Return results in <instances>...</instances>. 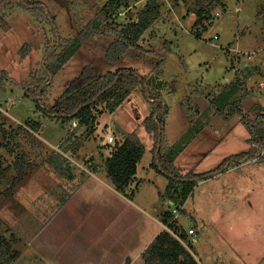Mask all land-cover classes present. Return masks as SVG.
I'll use <instances>...</instances> for the list:
<instances>
[{"label": "rangeland", "instance_id": "rangeland-1", "mask_svg": "<svg viewBox=\"0 0 264 264\" xmlns=\"http://www.w3.org/2000/svg\"><path fill=\"white\" fill-rule=\"evenodd\" d=\"M30 1L41 3L45 14L35 18L14 0L5 18L10 28H0V70L8 75L7 81L0 82V237L8 255L1 257L0 264H42L29 246L30 237L69 196L65 184L72 185L63 182L69 176L61 177L49 160L64 151L61 142L76 122L61 125L49 120L24 93L25 88L38 85L45 51L56 42L46 13L54 17L61 45L76 38L108 0ZM149 3L159 5L158 17L134 48L108 63L107 46ZM196 11L208 17L199 27H195ZM108 22L110 27L103 25L81 44L54 76L41 101L51 105L66 83L86 67L98 74L121 68L137 71L148 75L154 91L161 82L160 93L168 106L161 153L174 147V165L183 174L192 170L203 174L220 165L227 170L197 181L183 203L164 201L168 181L154 169L142 173L146 181L138 185L140 202L155 210L158 219L165 210L171 213L182 204L184 211L177 214L175 225L186 233L189 228L195 230L192 253L203 264L219 260L222 264H264V162L253 159L229 168L228 159L250 149L247 136L241 135L246 126L239 114L226 118L215 114L210 104L222 85L239 75L247 90L241 101L245 116L255 119L257 106L264 110V91L257 86L264 83V0H125L114 7ZM24 45L29 51L21 58ZM147 114V102L137 89L117 111L98 118L94 134L81 136L84 130L79 129L69 139L71 151L64 152L69 175L100 166L103 172L102 163L110 151L104 146L106 136L120 140L133 131L146 146L139 167L149 166L152 140L142 125Z\"/></svg>", "mask_w": 264, "mask_h": 264}, {"label": "trees", "instance_id": "trees-1", "mask_svg": "<svg viewBox=\"0 0 264 264\" xmlns=\"http://www.w3.org/2000/svg\"><path fill=\"white\" fill-rule=\"evenodd\" d=\"M13 1L5 0L0 3V28L3 30L10 28L5 18L7 16L6 13L13 7ZM122 1L125 0H108L81 29L76 38L65 41L61 45L58 42L59 33L54 22V17L46 13V17L52 25L56 42H54L50 50L46 49L45 51L40 70L41 75L36 80L38 85L32 89L30 87L25 88L24 93L26 96H31L35 109L42 112L49 120L61 125L76 122V126L61 142L64 151H57L58 153H54L49 160L54 162L51 164L54 171L58 172L61 176H69L70 173H68V168L65 165V156L67 155L65 153H68L72 149V143H69V139H73L72 137L75 136L79 129L84 130L81 136H84L86 133L94 134L95 128L98 126V118L104 113L112 114L117 111L120 105L138 89L148 105V114L142 121V125L152 140L150 167L168 181L164 197L173 202H177V199H179V202L183 203L197 181L213 178L222 171L227 170V168L225 165H220L203 174L194 173L193 170L183 174L174 165L177 156L172 153L174 147H168L164 154L161 153L165 144L164 128L166 123L165 118L168 113L167 103L164 96L160 93V89L162 88L161 82L158 83L159 85L156 86V90L154 91L153 89L151 90L148 75L140 74L137 71L121 68L113 72H107L106 74H98L93 68L86 67L79 76L66 83L61 95L51 105H47L41 101V96L46 92L48 86L51 85L54 76L70 60L81 44L97 33L103 25L105 27L109 26L108 21L111 19L112 10L114 7L118 8L121 6ZM18 2L23 9L29 11L35 18H38L40 13L45 14L44 7L39 2L30 0H18ZM194 13L198 16L195 27H199L201 20H207L208 17H204L201 11ZM158 15L159 5L153 3L145 5L136 19L129 22L118 33L116 39L107 46L105 60L113 64L128 49L134 48L139 37L142 36ZM198 37L200 38V36ZM27 51H29V46L24 45L19 52L21 58H24ZM7 80V73L0 70V82ZM246 95L247 90L244 81L238 75L232 82L222 85L219 93L210 100L215 114L225 116L226 118L235 113L239 114L250 136L248 139L250 149L245 153H240L228 159L227 162L230 163L229 168L237 167L255 159L261 150L259 142L261 135L264 133L262 128L264 113L261 114L263 111L262 107L257 106L255 110L259 114L256 118H247L241 106V101ZM35 126L38 127L37 124ZM123 136L119 137L120 140L116 139L112 145L105 146L106 148H110V151L105 155L102 164L114 189L122 194H126L136 174L137 165L144 156L146 146L137 131ZM163 157H166V159L163 160ZM257 161L264 162V155L259 157ZM1 181L2 175L0 172ZM179 205L173 208L180 213L182 209ZM172 209L171 213L170 211L164 212L161 218L162 224L167 229L161 231L143 252L142 258L144 264H199L192 253V243L188 241L189 236L185 231L186 234L181 229L178 230L175 225L177 217L174 218ZM0 241H2L1 237ZM4 244V241L0 242V261L3 259L1 257H8V255H5V253L7 254V248L4 247Z\"/></svg>", "mask_w": 264, "mask_h": 264}, {"label": "crops", "instance_id": "crops-1", "mask_svg": "<svg viewBox=\"0 0 264 264\" xmlns=\"http://www.w3.org/2000/svg\"><path fill=\"white\" fill-rule=\"evenodd\" d=\"M241 135L249 139L246 128ZM139 164L126 194L114 189L105 171H100L101 166L95 171L83 168V173L76 171L66 181L62 180L71 181L72 185L64 183L69 196L38 225L29 240L39 261L42 264H144L142 254L163 230V225L162 216L158 219L155 210L145 208L140 202L138 185L146 181L142 173L150 174L154 170L150 162L149 166L139 167ZM75 181L80 182L75 184ZM212 264H222V260Z\"/></svg>", "mask_w": 264, "mask_h": 264}, {"label": "built area", "instance_id": "built-area-1", "mask_svg": "<svg viewBox=\"0 0 264 264\" xmlns=\"http://www.w3.org/2000/svg\"><path fill=\"white\" fill-rule=\"evenodd\" d=\"M213 38L214 39H218L217 36H214ZM257 86H258L259 89L262 90V92L264 91V83L263 82H258ZM115 140L116 139L112 135H107L106 138H105V141H104V146H106V147L110 146L113 142H115ZM259 144L261 146V150H260L259 154L256 156L255 159H258L259 157L264 155V133H263V135H262V137L260 139ZM172 213L174 215V218H176L177 214H179V212L175 208L172 209ZM187 235L189 236L188 241L193 244L194 241H195V238L192 237V236H195L194 230L189 229L188 232H187Z\"/></svg>", "mask_w": 264, "mask_h": 264}]
</instances>
